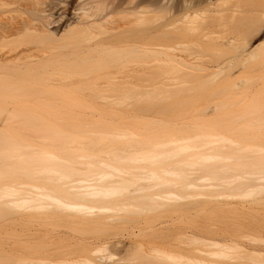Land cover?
Listing matches in <instances>:
<instances>
[{"label": "bare ground", "instance_id": "obj_1", "mask_svg": "<svg viewBox=\"0 0 264 264\" xmlns=\"http://www.w3.org/2000/svg\"><path fill=\"white\" fill-rule=\"evenodd\" d=\"M168 11L0 0V264H264V0Z\"/></svg>", "mask_w": 264, "mask_h": 264}, {"label": "rangeland", "instance_id": "obj_2", "mask_svg": "<svg viewBox=\"0 0 264 264\" xmlns=\"http://www.w3.org/2000/svg\"><path fill=\"white\" fill-rule=\"evenodd\" d=\"M154 1H155V5H156V7H158V6H163V5L169 7V11H168V13H167V17H168L169 19L174 18L175 20H180L181 17L183 16V0H154ZM256 44H258V42H256ZM259 84H260V85H261V84L263 85V84H264V80H260V81H259ZM260 85H258V86L260 87ZM262 85H261V86H262ZM258 86H256L255 89H257ZM255 91H256V90H255ZM88 100H90V99H88ZM91 100L94 101L97 105H99L100 103H101V104H107V103H108L107 105H108V106H111V105H109V104H112V102H113L112 99H111V100L109 99L110 102H106V101H108V100H105V99H91ZM101 100H102V101H101ZM132 101H133V100H132ZM132 101H131L130 103H132ZM211 101H212V102H211ZM103 102H106V103H103ZM134 102H135V100H134ZM203 102H205V101H203ZM95 103H94V104H95ZM135 103H136V102H135ZM135 103H133V104L135 105ZM137 103H138V102H137ZM208 103H209V104H208ZM208 103H202V104H199V105H201V106H199V111H200V113L197 112V113H198V114H197L198 116L195 115L196 112H195V114H194V112L192 113V112L187 111L188 113H190V114H188L189 118H188V116L186 115L187 117H185V118H186L185 120H184V118L182 119V117H180V121H179V118L176 119V120L174 119V120H173L174 124H175V122H176L177 126L179 127V126H181L182 123H183V125L193 123V121H192V120H193V119H192V116H193L194 120L196 119L197 121L200 120V119H203V120L205 121V119L207 120V117H208V120L211 119V118L214 116V114L217 113V110H215L214 112H212V110L215 109L216 100H215V99H214V100H213V99H212V100H209ZM32 104H33V102H32ZM138 104L141 105L142 103L139 102ZM138 104H137V105H138ZM97 105H96V106H97ZM113 105L116 106L117 104L113 103ZM113 105H112V106H113ZM122 105H123V106H122ZM122 105H118V107H117V106H116V107L113 106V109H114V108H120V107H121V108H123V110H125L124 113L128 112V111H129L128 109H127V111H126V104H122ZM137 105H136V106H137ZM142 105H143V104H142ZM103 106H106V105H103ZM103 106L101 105V106H97V107H101V108H102ZM119 106H120V107H119ZM132 106H133V105H132ZM212 106L214 107V109L212 108V110H211L210 107H212ZM11 107H12V105H11ZM240 107H244V105L240 104ZM103 108H104V107H103ZM121 108H120V109H121ZM208 108L210 109V111L208 110ZM202 109H203V111L208 110L209 112L212 113L213 116L211 115V113L209 114L208 111L206 112L207 114H206L205 112H204V114H203ZM204 109H205V110H204ZM85 111H89V109H87V110H85ZM96 113H97V112H96ZM89 114H90V115H89ZM192 114H194V115H192ZM205 114H206V115H205ZM85 115H86L88 118H93V117L96 118V116H93V115H96V114H94L91 110H90L89 112H85ZM149 115H152L151 117H153V119H154V118H157V117H159V118H163V117H164L163 119H166V118H167V117L165 118V115H163V114H161L162 117H161L160 114H157V113H155V114H154V113H148L147 117H148ZM155 115H157V116H155ZM199 115H203V116H199ZM90 116H93V117H90ZM195 116L199 117V119H198V118H195ZM209 116H211V117H209ZM147 117H146V119H147ZM159 118H157V119H159ZM190 118H191V119H190ZM93 119H94V118H93ZM150 120H152V118H150ZM189 120H191V122H190ZM178 121H179V122H178ZM186 121H187V123H186ZM188 121H189V123H188ZM177 122H178V123H177ZM179 123H180V124H179ZM90 152H91V151H90ZM92 152H94V151H92ZM95 152H96V151H95ZM103 152H105V154H101L102 151H101V153H100L99 151H98L97 153H100L101 156H105V155H107L106 150H104ZM125 213H126V212H125ZM200 213H201V212H200ZM200 213H199L198 215H200ZM205 213H206V211H205ZM205 213H204V214H205ZM126 214H127V213H126ZM148 214H149V213H148ZM174 214H175V215L178 214V216H179L180 218H181V216H182L180 213H176V212H174ZM174 214H173V213L170 214L171 216H169V214H166V215L162 214L161 216H162V217H165V218H163V219H164V220H163V221H164L163 223H165L166 220H167V223L170 222V221H168L169 217H171L170 220L175 219V217H174L175 215H174ZM179 214H180L181 216H180ZM123 215L125 216L124 213L122 214V216H123ZM130 215H131V214H130ZM132 215H133V213H132ZM134 215H137V214H134ZM144 215H146V214H144ZM149 215H150V214H149ZM172 215H173V216H172ZM198 215H197V216H198ZM202 215H203V214H201L200 217H203ZM208 215H209V214H208ZM126 216H128V214H127ZM126 216H125V217H126ZM140 216H143V215L141 214ZM146 216H147V215H146ZM150 216L152 217V216H154V215L151 214ZM150 216H149V217L147 216V218H149L150 221H151V220L154 221V220H153L154 217L151 219ZM157 216H158V215H157ZM159 216H160V215H159ZM159 216H158V217H159ZM166 216H167L168 218H167ZM178 216H176L177 219H178ZM197 216L194 217L193 220H196V218H197V220H198V217H199V216H198V217H197ZM132 217L134 218V216H132ZM135 217H136V216H135ZM144 217H145V216H143L142 218H140V217H139V214H138V217H136V219H137V218H140L139 221H140L141 219H144V220H145ZM158 217H156V218H158ZM162 217H161V218H158V219H156V218H154V219H155V221H156V220H159V222L162 223ZM172 217H173V218H172ZM263 217H264V216H263ZM126 218H129V217H126ZM147 218H146V220H147ZM205 218H206V217H203V219L200 218V220L202 219V222H203V220H204ZM207 218H208L209 220H213V219H214L212 216H211V217L208 216ZM207 218L205 219V221L208 220ZM210 218H212V219H210ZM129 219H131V217H130ZM149 219H148V220H149ZM177 219H176V220H177ZM127 220H128V219H127ZM127 220H124V221H127ZM132 220L134 221L135 219L128 220L127 222H128V223H129L130 221L133 222ZM178 220H179V221H178ZM178 220H177V222L182 221V222H180L179 224L182 223V225H183V220H182V218H181V219H178ZM209 220H208V221H209ZM214 220H217V219H214ZM139 221L137 220V222H139ZM186 221H187V220H186ZM262 221H263V223H264V220H262ZM135 222H136V221H134L133 223H135ZM144 222H149V221H144ZM159 222H154V223H155V224H158ZM188 222L190 223V221H188ZM188 222H187V223H188ZM200 222H201V221H200ZM200 222H199V223H200ZM123 223H126V222H123ZM123 223H121V224L123 225ZM133 223H132V224L129 223V224H130V225H133ZM189 223H188V224H189ZM203 223H204V222H203ZM121 224H120V225H121ZM129 224H128V225H129ZM135 224H136V223H135ZM135 224H134V226H135ZM120 225L118 224V226H116L117 228L114 226L115 228H114V232H113V233H116V230L118 231V227H119V230H120V231L122 230V229H120ZM124 225H125V224H124ZM124 225H123V228H124ZM57 227H58V226H57ZM63 227H65V226H63ZM63 227H62V228H63ZM125 227H127V224H126ZM128 227L131 228V226H128ZM128 227H127V228H128ZM132 227H133V226H132ZM51 228H52V226H51ZM62 228H61V229H62ZM110 228H111V227H110ZM127 228H126V230H127ZM129 228H128V229H129ZM56 229H57V228H56ZM115 229H116V230H115ZM124 229H125V228H124ZM62 230H65V228L62 229ZM69 230H70V229H69ZM69 230H66V231H69ZM112 230H113V226H112V229H110V231L112 232ZM129 230H130V229H129ZM1 231H3V234H4V235L2 234ZM1 231H0V233H1L2 235H1V234H0V235H1L2 238L4 237L3 239H5V240L2 239V241H3L4 243H5V242H7V243H16V241H15L16 238L12 237V236H17L14 232H13V233L10 232V234H9V233H7V232L4 231V230H1ZM72 231H73V230H72ZM110 231H109V232H110ZM124 231H125V230H124ZM127 231H128V230H127ZM127 231H126V233H127ZM5 232H6V233H5ZM73 232H75V231H73ZM122 232H123V231H122ZM113 233H112V234H113ZM5 234H6V236H5ZM77 234H78V233H77ZM85 234H86V233H85ZM92 234L94 235V233H92ZM121 234H122V233H121ZM121 234H120V235H121ZM124 234H125V233L123 232V235H124ZM256 234H257V236H256ZM256 234H255L254 236H255L256 238H259V237H262V236H263L264 232H262V235L260 234V232H257ZM11 235H12V236H11ZM93 235H91L90 233H88V236H93ZM117 235H118V236H117ZM260 235H261V236H260ZM9 236H11L10 239H9ZM113 236H115V235H113ZM116 236L119 237V234H116ZM121 236H122V235H121ZM5 237H6V238H5ZM263 237H264V236H263ZM12 238H13V239H12ZM120 238H121V237H120ZM124 238H125V240H124ZM124 238H122V239H123L124 241H126V240H127V237L125 236ZM6 239H7V240H6ZM8 239H9V240H8ZM12 240H14V241H12ZM115 240H116V239H115ZM182 240H183V239H182ZM182 240L179 239V242H177V241H178V240H177V241H176V243H178L177 245H180V246H181V245L185 244L186 242H187V243L190 242V240H183L184 242L186 241L185 243H183ZM244 240H245V241L248 240V241L251 243V241H250L249 239H247V238H246V239L243 238V241H244ZM248 241H246V242H248ZM181 242H182V243H181ZM252 242H253V243H256V242H254V241H252ZM180 243H181V244H180ZM183 246H184V245H183ZM181 247H182V246H181ZM148 248H150V247H148ZM148 248H147V249H148ZM169 248L172 249L173 247H169ZM169 248L167 247L168 250H170ZM148 252H149V254L146 253V254H147V259H148V260L146 259V256L142 257V256H141L142 253L139 252V253H141L140 256L142 257V258H140V259H143V258H144L143 261H144L145 264H148V262H149V264H156V263H158V264H163V263H164V264H167V263H169V262L166 263L165 259L162 258L163 255L159 254L161 257L159 256V258H158V254L156 255V257H155V255H154V257H153V256H150L151 251H149V249H148ZM152 253H154V252H152ZM152 253H151V255H153ZM148 255H149V256H148ZM149 257H151L152 259H153V258H155V259L157 258V259H158V262H157V259H156V260H154V259H153V260H150ZM167 258H169V257L166 256V259H167ZM145 259H146V260H145ZM160 259H161V261L163 260V262H159ZM170 259H171V258H169V261H171V263H173L174 260L172 261V260H170ZM138 261H139V262H138ZM152 261H154V263H152ZM164 261H165V262H164ZM137 262H138L139 264H143L142 260H137ZM155 262H156V263H155ZM171 263H169V264H171ZM175 263H176V262H175ZM175 263H173V264H175ZM136 264H137V263H136Z\"/></svg>", "mask_w": 264, "mask_h": 264}]
</instances>
